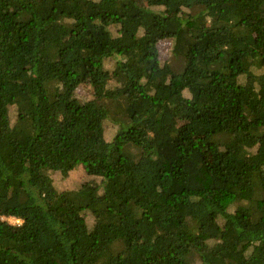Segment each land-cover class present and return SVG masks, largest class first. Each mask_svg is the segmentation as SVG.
<instances>
[{
	"label": "trees",
	"instance_id": "16d2710c",
	"mask_svg": "<svg viewBox=\"0 0 264 264\" xmlns=\"http://www.w3.org/2000/svg\"><path fill=\"white\" fill-rule=\"evenodd\" d=\"M0 264H264V0H0Z\"/></svg>",
	"mask_w": 264,
	"mask_h": 264
},
{
	"label": "rangeland",
	"instance_id": "374dc122",
	"mask_svg": "<svg viewBox=\"0 0 264 264\" xmlns=\"http://www.w3.org/2000/svg\"><path fill=\"white\" fill-rule=\"evenodd\" d=\"M29 52H30V48H27V49L21 50L18 53L13 54V56H17V57L23 56V57H26ZM9 222L12 223V224H20V221L19 220H14V219H10Z\"/></svg>",
	"mask_w": 264,
	"mask_h": 264
}]
</instances>
